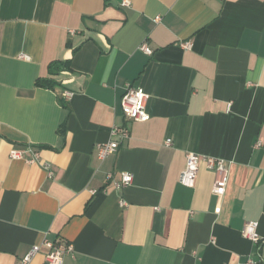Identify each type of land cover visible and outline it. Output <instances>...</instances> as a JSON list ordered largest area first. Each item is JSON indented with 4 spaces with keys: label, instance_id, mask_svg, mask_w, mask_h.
I'll list each match as a JSON object with an SVG mask.
<instances>
[{
    "label": "crops",
    "instance_id": "obj_1",
    "mask_svg": "<svg viewBox=\"0 0 264 264\" xmlns=\"http://www.w3.org/2000/svg\"><path fill=\"white\" fill-rule=\"evenodd\" d=\"M124 1L0 0V264L60 239L64 264H243L248 221L264 257V0ZM128 83L149 120L126 119ZM188 152L227 161L223 196L203 159L180 182Z\"/></svg>",
    "mask_w": 264,
    "mask_h": 264
},
{
    "label": "built area",
    "instance_id": "obj_2",
    "mask_svg": "<svg viewBox=\"0 0 264 264\" xmlns=\"http://www.w3.org/2000/svg\"><path fill=\"white\" fill-rule=\"evenodd\" d=\"M124 4L129 5V1L125 0ZM160 19V17L156 18L157 21ZM181 45L186 49L192 46L190 41L183 42ZM141 49L148 54L152 53V49L147 43H143ZM21 57L26 56L21 55ZM66 95L70 94L66 93ZM147 98L148 95L142 88L136 87L131 83L126 84L125 92L121 99V106L127 120L147 121L150 119L151 115L147 111L146 106ZM111 134L113 138L110 141L97 144L98 158L101 160L117 152L121 144L130 138V128L127 125L117 124L111 128ZM166 144H171V139H167ZM261 145L262 142L258 141L255 146L260 147ZM29 151L33 154V157L27 160L30 163L36 162L39 158V152L32 147H29ZM10 157L12 159H21L24 157V151L12 149ZM202 159L205 161L207 168L216 174L212 187L213 193L223 196L228 185L229 168L227 161L220 157H201V155L196 152H188L185 167L180 175V182L185 186L194 187ZM45 167L49 175H52L53 172L50 169V165L45 163ZM108 178H112V173H108ZM132 181L133 174L130 172H123L121 182L116 185L126 186L131 184ZM123 204L125 203L123 202ZM257 229L258 221H248L243 227V236L250 239L256 246V251L249 255L246 262L243 264H264V257L260 253L263 239L259 235ZM44 245L49 249L46 254V261L48 264H64L65 255L74 251L73 245L62 239L56 241L45 240ZM40 249V244H33L19 264H31L34 257L40 252Z\"/></svg>",
    "mask_w": 264,
    "mask_h": 264
},
{
    "label": "trees",
    "instance_id": "obj_3",
    "mask_svg": "<svg viewBox=\"0 0 264 264\" xmlns=\"http://www.w3.org/2000/svg\"><path fill=\"white\" fill-rule=\"evenodd\" d=\"M42 82L39 81V84H41ZM44 85H53V82L52 81H46V83L44 82Z\"/></svg>",
    "mask_w": 264,
    "mask_h": 264
}]
</instances>
